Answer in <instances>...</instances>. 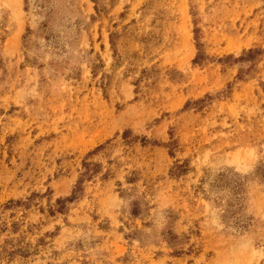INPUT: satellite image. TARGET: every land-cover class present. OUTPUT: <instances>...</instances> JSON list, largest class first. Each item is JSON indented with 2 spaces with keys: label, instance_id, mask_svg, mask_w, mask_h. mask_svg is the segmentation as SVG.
<instances>
[{
  "label": "rangeland",
  "instance_id": "1",
  "mask_svg": "<svg viewBox=\"0 0 264 264\" xmlns=\"http://www.w3.org/2000/svg\"><path fill=\"white\" fill-rule=\"evenodd\" d=\"M0 264H264V0H0Z\"/></svg>",
  "mask_w": 264,
  "mask_h": 264
},
{
  "label": "trees",
  "instance_id": "2",
  "mask_svg": "<svg viewBox=\"0 0 264 264\" xmlns=\"http://www.w3.org/2000/svg\"><path fill=\"white\" fill-rule=\"evenodd\" d=\"M200 59H201V55L199 54L196 60H200ZM80 191H81V188L79 185H77L75 187V190L73 191V194L70 197L65 198L63 200H60V199L57 200V205H59V207L57 208L58 209L57 211H62L64 209V204L66 202H73L74 200H76L78 198L77 195L80 193ZM6 253H7V256L9 257L15 255L16 253H21L22 255H25L21 250L9 251Z\"/></svg>",
  "mask_w": 264,
  "mask_h": 264
}]
</instances>
